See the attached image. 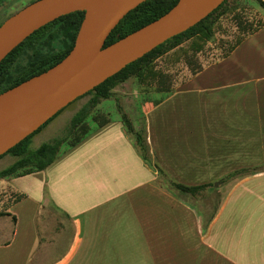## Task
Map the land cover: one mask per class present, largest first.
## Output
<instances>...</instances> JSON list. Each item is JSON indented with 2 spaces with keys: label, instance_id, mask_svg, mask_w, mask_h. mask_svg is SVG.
<instances>
[{
  "label": "crops",
  "instance_id": "obj_1",
  "mask_svg": "<svg viewBox=\"0 0 264 264\" xmlns=\"http://www.w3.org/2000/svg\"><path fill=\"white\" fill-rule=\"evenodd\" d=\"M187 73L135 125L152 163L109 117L45 169L4 179L0 264H264V26ZM159 168L209 186L179 193Z\"/></svg>",
  "mask_w": 264,
  "mask_h": 264
},
{
  "label": "trees",
  "instance_id": "obj_2",
  "mask_svg": "<svg viewBox=\"0 0 264 264\" xmlns=\"http://www.w3.org/2000/svg\"><path fill=\"white\" fill-rule=\"evenodd\" d=\"M13 0H0L3 2ZM19 1V0H14ZM35 0H31L33 2ZM179 0H145L130 10L111 31L104 46L119 40L127 34L159 18L169 11ZM264 6V0H259ZM7 7H3V11ZM231 16L237 28L234 40L220 38L222 55L232 52L248 35L264 26V21L249 19L241 10L238 0H224L195 25L174 35L157 45L151 51L127 64L102 83L85 93L90 99L74 114L64 136L44 142L33 149L28 144L31 136L43 129L64 108L41 125L37 130L25 137L1 156L12 153L16 161L0 172V180L15 175L28 174L45 169L67 148L81 141L92 129L91 119L95 125H103L109 117L104 112H95L97 105L103 100L116 96L115 87L134 77L145 93L169 94L174 90L178 79L176 67L187 66L195 74L203 68L205 51L210 43H215L218 30L222 29V19ZM85 17L84 10H76L43 25L17 45L0 62V93L27 80L61 61L74 47L75 41ZM4 20L0 21V25ZM212 60V59H211ZM117 108L126 130L133 136L135 145L143 158L152 163V154L147 142L145 128L137 129L124 105L118 100ZM0 156V157H1ZM159 177L179 193L198 196L209 184L191 186L171 179L159 168ZM234 173L223 177L231 178ZM21 197V195H19ZM11 215L4 208L0 217ZM15 218V217H14Z\"/></svg>",
  "mask_w": 264,
  "mask_h": 264
},
{
  "label": "water",
  "instance_id": "obj_3",
  "mask_svg": "<svg viewBox=\"0 0 264 264\" xmlns=\"http://www.w3.org/2000/svg\"><path fill=\"white\" fill-rule=\"evenodd\" d=\"M145 0H35L0 25V62L26 37L61 15L84 10L75 45L57 64L0 93V156L69 103L224 0H179L159 18L104 46L111 31Z\"/></svg>",
  "mask_w": 264,
  "mask_h": 264
},
{
  "label": "rangeland",
  "instance_id": "obj_4",
  "mask_svg": "<svg viewBox=\"0 0 264 264\" xmlns=\"http://www.w3.org/2000/svg\"><path fill=\"white\" fill-rule=\"evenodd\" d=\"M240 5V10L249 18L254 20L264 21V6L259 0H238ZM31 3V0H19V1H4L2 5L7 8L3 11V7H0V21L5 20L10 15L19 11L26 5ZM237 28L233 22V18L225 16L222 19V29L218 30L217 38L215 43H210L209 48L205 51L203 61L207 62L211 59L219 58L222 55V48L220 44V38H227L230 41L234 40L237 34ZM178 79L184 78L185 74L189 71L187 66L184 64H179L176 67ZM188 74V73H187ZM184 77H182V76ZM116 96L103 99L96 107L95 112H104L108 117L116 118L121 117V114L117 108L118 100L124 105L125 110L130 115L133 123L135 125L143 124L142 109L147 102L154 100L159 93H145L138 80L134 77L129 78L127 81L119 84L115 87ZM91 95H86L83 97H78L71 103H69L57 116H55L43 129L38 131L36 134L30 137L28 144L31 148L35 149L44 142L52 141L56 138L64 136L67 132V128L74 114L90 99ZM147 101V102H146ZM92 126L95 125L94 121L89 119ZM17 157L12 153H7L0 157V172L12 165L16 161ZM6 178L0 180V210L4 208L5 202H7V195L5 196ZM5 201V202H4ZM9 221L10 219H6ZM5 221V219L3 220Z\"/></svg>",
  "mask_w": 264,
  "mask_h": 264
}]
</instances>
